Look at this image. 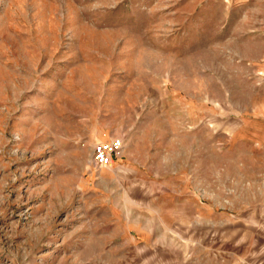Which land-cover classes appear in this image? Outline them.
I'll return each instance as SVG.
<instances>
[{
    "label": "rangeland",
    "instance_id": "374dc122",
    "mask_svg": "<svg viewBox=\"0 0 264 264\" xmlns=\"http://www.w3.org/2000/svg\"><path fill=\"white\" fill-rule=\"evenodd\" d=\"M263 7L0 0V264H264Z\"/></svg>",
    "mask_w": 264,
    "mask_h": 264
},
{
    "label": "built area",
    "instance_id": "2783aa9c",
    "mask_svg": "<svg viewBox=\"0 0 264 264\" xmlns=\"http://www.w3.org/2000/svg\"><path fill=\"white\" fill-rule=\"evenodd\" d=\"M123 141L121 138L114 137L113 139L99 142L94 146L93 159L97 165L111 166L120 157L123 151Z\"/></svg>",
    "mask_w": 264,
    "mask_h": 264
},
{
    "label": "crops",
    "instance_id": "0c3cea01",
    "mask_svg": "<svg viewBox=\"0 0 264 264\" xmlns=\"http://www.w3.org/2000/svg\"><path fill=\"white\" fill-rule=\"evenodd\" d=\"M248 1L254 2L255 6H258L259 5L261 7V9H262V6H264V0H241V3L248 2ZM263 11H261V12H263ZM263 16H264V13H263ZM262 21H264L263 18H262Z\"/></svg>",
    "mask_w": 264,
    "mask_h": 264
}]
</instances>
